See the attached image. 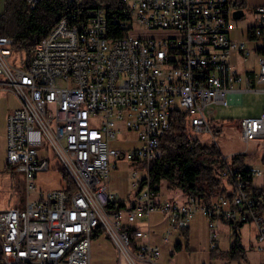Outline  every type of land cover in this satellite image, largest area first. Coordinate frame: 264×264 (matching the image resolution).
<instances>
[{"label":"built area","instance_id":"built-area-1","mask_svg":"<svg viewBox=\"0 0 264 264\" xmlns=\"http://www.w3.org/2000/svg\"><path fill=\"white\" fill-rule=\"evenodd\" d=\"M235 1L121 0L122 13H111L110 22L124 28L120 35L110 34L103 5L84 17L70 11L35 44L24 68L12 60V37L0 35V88L18 101L6 116V162L24 171L26 189L17 205L0 207V264H91L95 230L112 240L119 264H162L159 247L140 240L148 230L131 225L152 212L163 213L170 229L181 230L201 211L209 249L219 246L220 222H251L254 246L264 252V166L248 167L252 182L260 178L258 200L230 165L221 171L224 190L210 202L190 194L184 201L161 199L148 184L149 161L175 111L186 112L192 131L207 132L216 142L217 107L246 90L264 94V4L256 6V20L246 29L247 37L262 42L257 70L240 86L242 75L230 54L247 59L251 49L231 34L237 27ZM137 24L150 32L136 31ZM239 123L245 140L264 136V111ZM124 127L137 132L140 146L113 145ZM47 153L69 174L72 191L63 185L38 187L37 173L50 165ZM119 158L135 160L144 173L132 170L134 201L112 207L122 199L107 177ZM220 264L252 263L225 258Z\"/></svg>","mask_w":264,"mask_h":264},{"label":"rangeland","instance_id":"rangeland-1","mask_svg":"<svg viewBox=\"0 0 264 264\" xmlns=\"http://www.w3.org/2000/svg\"><path fill=\"white\" fill-rule=\"evenodd\" d=\"M3 8V0H0V12ZM237 22V27L233 30V34L237 35L240 31V27L243 24L252 22L251 11L249 8H244V14L240 17L234 18ZM135 30L143 33H149L145 27L135 25ZM163 33H167L164 31ZM243 38V37H242ZM245 39V38H244ZM14 64L19 68H24L28 61V56L22 50L14 51L12 55ZM242 63V62H241ZM248 69H255L254 63L247 61L245 63ZM262 84L257 85L261 87ZM18 105L17 98L9 91L0 88V207L17 205L20 197H25V180L24 171L18 167L4 168L6 162V116L9 108ZM264 106V97L260 92H246L242 96V101L236 104H230L227 107H221L218 109V114L214 116L212 124L216 122L224 121L223 128L217 131L215 134L216 142L213 137L207 132L191 133L198 137L203 143L211 146L213 142L218 147L219 151L223 154H228L232 150H236L237 153L242 151H259L264 150V136L257 138L242 140L241 128L238 123V118L242 116L252 115L260 112ZM219 107V106H218ZM99 117L96 116V123ZM228 121V122H227ZM215 128V127H214ZM220 128V127H218ZM135 130H130L124 127L118 131L114 138H112L113 145L118 147L128 148L137 147L141 145L140 139ZM130 138L125 140V138ZM248 144V146H246ZM247 147V148H246ZM49 159V168L40 170L36 175V181L40 188H51L63 185L61 172L57 169L58 164L55 158L50 153L46 154ZM207 158L210 154L206 155ZM256 158H251L254 160ZM136 168L138 175L144 173L140 163L135 160H129L119 158L116 162V166L112 167L108 173V181L110 188L117 191L118 195L131 201L129 197L135 192V189L131 187L130 182L134 179L132 170ZM166 181V180H165ZM223 181H226L223 178ZM255 182L259 183V178L255 177ZM111 189V190H112ZM33 195V193L31 194ZM187 194L181 190L179 186L168 187L166 183L162 184L160 191L161 199H170L181 201L180 199L186 198ZM184 198V199H185ZM184 201V200H182ZM149 220V223L147 222ZM134 224H140L143 228H149L151 232V238L154 244L159 247L160 253L157 260L162 264H203L204 261H211V264H220L225 258H213L211 250L209 249V227L206 217L201 211H196L190 221L189 227V241L190 248L186 249L182 247L178 249L175 246L177 241L182 244L185 243V235L178 229H171L168 232L169 224L163 213L152 212L150 215L137 218ZM236 229L239 231L242 244L244 245L246 258L245 260L252 264H259L264 262V252L256 250L253 240V224L249 222H243L236 225ZM233 227L230 223H223L220 226V238L218 239L219 249H226L229 247L232 240ZM112 240L103 231L96 233L90 243V262L91 264H117L118 263V250L114 247ZM2 258L0 257V262Z\"/></svg>","mask_w":264,"mask_h":264},{"label":"trees","instance_id":"trees-1","mask_svg":"<svg viewBox=\"0 0 264 264\" xmlns=\"http://www.w3.org/2000/svg\"><path fill=\"white\" fill-rule=\"evenodd\" d=\"M121 0H37L29 5L27 0H3V8L0 12V35L12 37L14 51H24L30 57L35 44L47 34L51 26L62 16L70 11H75L80 17H84L90 10L100 5L108 9V30L113 35H120L124 28L118 29L110 24L112 14L119 16L122 13ZM235 4L245 5L246 0H236ZM252 37V35H250ZM191 125L186 119V112L175 111L170 118L169 127L159 139V152L149 161L148 184L153 193H159L162 180L168 182V187L179 186L183 192L196 195L201 202H210L219 192L224 190L221 171L228 165L234 167L242 181V187L248 195L258 200L261 188L252 182V176L248 166L244 163L243 153H234L224 158L216 144L211 146L203 143L192 133ZM210 157L207 158V154ZM11 165L5 162L4 168ZM13 167V166H11ZM61 172L63 187L70 192L74 189V183L67 171L58 166ZM1 173V170H0ZM233 182V177L229 178ZM258 204L262 205V203ZM123 201L112 202L110 206H124ZM233 227L232 240L226 249L217 246L210 249L213 258L245 259L246 252L242 244L236 225L241 222L225 220ZM132 230V229H131ZM103 230H95V234ZM185 235L184 244L177 241L175 246L180 249L190 248L189 226L181 229ZM1 257V256H0ZM261 264V263H259ZM264 264V263H262Z\"/></svg>","mask_w":264,"mask_h":264},{"label":"crops","instance_id":"crops-1","mask_svg":"<svg viewBox=\"0 0 264 264\" xmlns=\"http://www.w3.org/2000/svg\"><path fill=\"white\" fill-rule=\"evenodd\" d=\"M261 4H264V0H246V3H245V5L243 6V8H245V7H247V8H249V10L251 11V19H252V22L251 23H248V24H243V25H241V27H240V30H241V33H240V31L238 32V34L237 35H234L233 34V31H232V36H234V37H236V38H239V39H244L245 41H246V44H247V46L251 49V52H250V54H249V56H248V58L247 59H244V58H242V56H241V54H240V52H237V51H232L231 52V54H230V61H231V63L234 65V67L237 69V71L239 72V74L240 75H242V80L238 83V85H240V86H244L245 85V81H244V76L245 75H248V74H250V75H252V73H253V71H255V70H257V58H258V50H259V47L261 46V44H262V42H261V39H258V38H249V37H247L246 36V29L248 28V27H250L252 24H254V22H255V20H256V17H257V12H256V6H258V5H261ZM238 7H239V5H238ZM236 26H237V22H236ZM243 37V38H242ZM247 61H249L250 63H254L255 64V66H256V68L255 69H248L247 67H246V65H245V63L247 62ZM242 62V63H241ZM246 92H260V91H249V90H246V91H243L242 93H241V97L240 98H238V95L239 94H234V95H232V98H231V102L228 104V105H226V106H219V107H217V112H218V109L219 108H221V107H227V106H229L230 104H236V103H240L241 101H242V96H243V94L244 93H246ZM260 93H262V92H260ZM263 94V93H262ZM236 95V96H235ZM263 97H264V94H263ZM13 107H15V106H13ZM13 107H11V108H13ZM11 108H9V110L11 109ZM8 110V111H9ZM264 111V106H263V109L260 111V112H258V113H256V114H252V115H259V114H261L262 112ZM215 113L214 114V116H216L218 113ZM247 116V115H246ZM243 117V116H242ZM214 118V117H213ZM239 118H238V123H239ZM228 122V121H227ZM224 125V121H220V122H216V124H214V127H215V132H216V134H217V131H220L223 127ZM239 125H240V123H239ZM218 127H220V128H218ZM240 136H241V139L242 140H245L243 137H242V135L240 134ZM246 142H248L247 140H246ZM246 146H248V144H246ZM247 148V147H246ZM234 153H237V151L236 150H232V151H230L228 154H223V153H221V154H223V155H226V156H228V157H230L232 154H234ZM239 153V152H238ZM240 153H243V155H244V163H245V165L246 166H248V167H250V166H264V150H262V152H260L259 153V151H242L241 150V152ZM251 158H256V159H254V160H251ZM109 177V176H108ZM255 177H258V176H255ZM255 177H253V182H254V184L255 185H259L260 184V178H259V183H257V182H255ZM107 181H108V178H107ZM163 183H166V185L168 186V182L167 181H165V180H162L161 181V184H160V191H161V188H162V184ZM38 184V183H37ZM61 186V185H60ZM108 186H109V182H108ZM110 188V187H109ZM110 189H112V188H110ZM113 191H115L114 189H112ZM160 191H159V193H157V195L160 197ZM116 193H117V191H115ZM134 194V193H133ZM133 194L131 195V197H129V195H128V198H130L131 199V201L130 202H128L127 200H125L124 198H122L120 195H118V193H117V196L119 197V198H121L122 199V201L125 203V205L126 204H131L133 201H134V197H133ZM188 195V194H187ZM187 197V196H186ZM185 198V197H184ZM184 198H182V199H180L181 201L182 200H184ZM186 199V198H185ZM150 215V214H149ZM163 216L165 217V215L163 214ZM165 219H166V217H165ZM148 223H149V220L147 221ZM223 223H225V222H220L219 223V227L223 224ZM249 223H251V222H249ZM253 224V223H252ZM131 225H133V227H135V228H138V227H141V225L140 224H134V223H132ZM189 227H190V225H189ZM141 228H143V227H141ZM143 229H145V228H143ZM253 229L255 230V227H254V225H253ZM146 230H148V235L147 236H145V237H143V238H141L140 240H150V242H152L153 243V241H152V238L150 237L151 236V232H150V229L149 228H146ZM168 230H171L170 228L168 229ZM181 231V230H180ZM254 233H255V231H254ZM95 235V234H94ZM93 235V236H94ZM219 238H220V234H219ZM253 238H254V234H253ZM91 240H92V238H91ZM218 245H219V243H218ZM115 247V246H114ZM118 258V257H117ZM263 262V261H262ZM96 264H98V263H96ZM109 264H113V263H109ZM117 264H119V260H118V263Z\"/></svg>","mask_w":264,"mask_h":264},{"label":"water","instance_id":"water-1","mask_svg":"<svg viewBox=\"0 0 264 264\" xmlns=\"http://www.w3.org/2000/svg\"><path fill=\"white\" fill-rule=\"evenodd\" d=\"M244 14V8L239 4V7L233 10V15L235 18L240 17Z\"/></svg>","mask_w":264,"mask_h":264}]
</instances>
